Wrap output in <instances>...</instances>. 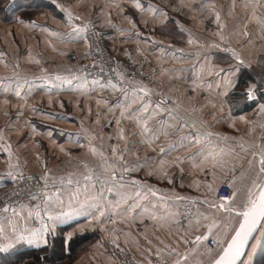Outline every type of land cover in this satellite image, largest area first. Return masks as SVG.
Here are the masks:
<instances>
[{"label":"crops","instance_id":"obj_1","mask_svg":"<svg viewBox=\"0 0 264 264\" xmlns=\"http://www.w3.org/2000/svg\"><path fill=\"white\" fill-rule=\"evenodd\" d=\"M46 1L50 7L28 21L0 25V183L29 171L38 173L44 185L42 177L48 173L47 187L38 195L0 212L4 230L0 244L9 245L0 253L37 248L20 237L41 228L43 221L49 228L47 242L63 228L66 242L85 231L97 232L72 264H117L111 243L132 252L142 264L150 255L174 264L178 255H169L172 249L187 256L182 264H210L237 226L234 214L211 207L218 205L215 191L229 179L233 192L240 187L243 195L230 203L240 204L258 178V157L251 153L264 150V114L258 97L248 110L245 101L241 108L231 104L244 91L238 88L244 80L240 73L256 65V49L264 40V0ZM77 26L82 29L80 36L70 37ZM91 35L99 37L112 54L142 64L159 81V88L131 80L114 89L111 83L88 78L79 65L88 56ZM57 75L76 79L60 85L54 81ZM18 78L20 97L15 95ZM143 105L147 112L138 111ZM25 113L34 115L35 128L36 119L39 124L78 131L76 137L40 134L51 147L47 154L32 149L18 156L7 152L17 144L7 131L29 128V118L22 117ZM145 124L148 133L142 131ZM197 133L211 135L188 146ZM185 136L188 139L181 143ZM22 143L31 144L28 139ZM249 161H254L251 167ZM91 162L100 167H87ZM78 166L98 171L91 173L90 181L84 179L85 171L73 173L77 182L67 183L69 171ZM125 167L130 170L125 172ZM102 180L108 188H103ZM97 188L108 189L109 203H99L100 208L87 213L77 211ZM134 203L137 206L126 212ZM184 211L188 216L183 218ZM46 212L62 214L63 219L53 223ZM213 220L216 227L208 238L220 241L214 251H209L206 240L193 246L184 243L208 233Z\"/></svg>","mask_w":264,"mask_h":264},{"label":"snow or ice","instance_id":"obj_2","mask_svg":"<svg viewBox=\"0 0 264 264\" xmlns=\"http://www.w3.org/2000/svg\"><path fill=\"white\" fill-rule=\"evenodd\" d=\"M136 9L141 8V4L139 2L135 3ZM151 10V7L150 9ZM68 22L71 23L73 20L72 14L69 12L67 15ZM217 20H219V15L216 17ZM84 28H87V25L84 26ZM122 31V30H121ZM82 32V29L77 26L72 33L69 34L70 37H78L80 36ZM191 43V40L189 41ZM218 46V45H217ZM234 57L238 60L240 64H243L244 61L239 58L238 55L233 53ZM38 62V61H37ZM73 79H76L75 76H60L57 75L54 78L55 82H58L60 85L64 84H71ZM27 82V81H25ZM112 88H116V84H111L110 85ZM21 84L19 82V78L17 80V86H16V91L15 95L17 97L21 96V91H20ZM261 88H264V84H257L255 81L249 86H247V91H246V98L249 101H253L256 99L257 96V91ZM141 91H145L144 89H141ZM157 108H159V105H157ZM148 106L143 105L138 111H143L147 112ZM259 111L260 113L264 114V103L259 104ZM124 115V112H121V116ZM134 114H130L129 118H132ZM178 119V118H177ZM243 119V117H241ZM119 123V121H117ZM183 126H187L186 124H182ZM123 131V130H121ZM142 131L144 133H148L149 129L147 125L145 124ZM211 134L208 133H197L190 141L188 146H192L194 144H199L201 143L202 139H208V137ZM123 139V135L120 137ZM188 137H181V143L183 141L187 140ZM93 153H95V149H92ZM117 152V149H113V155H115ZM164 152V149L161 148V153ZM201 152H203V149H201ZM254 158L258 157V162L259 168H258V178L254 179L252 181L251 186L247 189L245 198L241 201L240 204H235V203H230V201H234L236 197V192L234 191L232 193L231 197H221L219 198L222 202L219 203L218 205L213 203L211 207L213 208H219L223 209L225 212H227L230 216L235 215L237 225L232 228V234H229L228 237L225 238L224 243L221 245L219 251L216 253L215 256H212L210 259V264H251V257L252 253L248 252L247 253V258L245 259V254H246V248L248 247L250 240L253 238L254 232L257 230L258 226L264 229V150L261 152H252L251 153ZM120 160H123V155L119 157ZM254 161H249L250 167L253 165ZM108 168H113V165H108ZM125 172L129 171L130 169L125 167L123 169ZM11 175V173L9 174ZM47 177L48 173L45 172L44 176L42 179L45 181L44 187H47ZM15 179V177H13ZM84 179L86 181L92 180V174L89 173L88 175H85ZM112 179L115 181L116 177L113 172V177ZM61 183H64L63 178H61ZM101 183H107L106 180L100 181ZM171 182V181H170ZM67 183L71 184L72 180L68 179ZM115 186V185H113ZM231 186V185H230ZM85 188H87V184L85 185ZM77 189L79 190V183H77ZM155 195V192L152 193ZM140 193L137 192V196H139ZM162 199V198H161ZM58 203H62L61 201L57 200ZM137 205L134 203L129 206L128 209H125L126 212H130L132 208H135ZM100 208L101 205L99 203L96 204H89L87 201L81 203L80 208L77 211H81L84 213H87L90 208ZM116 207H119V204L116 205ZM8 208L5 206L4 211H7ZM115 211V208L113 209ZM40 213L37 212L36 215H39ZM47 215L48 220L53 221V223L62 221L63 215H57L54 216L50 212L45 213ZM29 216H32L33 213L29 211L28 213ZM100 215H104V212L101 211ZM207 218V217H205ZM42 227L33 231H29L28 234L21 235L20 239L21 240H26L28 244L36 245L37 247L43 243H47L46 236L48 234L49 228L46 223L41 221ZM216 227V222L215 220L212 221V223L209 225L208 233L204 235H197L194 238V241L190 240H184L185 244H191V243H199L201 241L207 240L208 236L212 233V229ZM3 228H0V233H3ZM217 244H220L219 240L214 241ZM9 245L7 244H0V251H7ZM252 247L255 248V244H252ZM176 254L178 255V259L174 262V264H182V261L187 260V256H179L178 253H176L175 249L170 250L169 255Z\"/></svg>","mask_w":264,"mask_h":264},{"label":"built area","instance_id":"obj_3","mask_svg":"<svg viewBox=\"0 0 264 264\" xmlns=\"http://www.w3.org/2000/svg\"><path fill=\"white\" fill-rule=\"evenodd\" d=\"M88 78L99 80L104 84H116L118 88H124L131 80L138 81L143 84L152 78L144 69L128 60L109 53L104 47V43L97 37L90 40V57L86 61ZM156 85V82L153 81ZM149 86V85H148ZM151 87V86H149ZM229 179H224L217 187L214 199L216 203H221V197H231L233 189ZM43 183L33 175H23L15 179L8 180L3 187L0 188V212L7 208L27 203L34 196L41 192ZM231 202V201H230ZM183 218L188 216V212H183ZM186 240L194 241V238ZM213 238H208L205 242L210 252L217 248ZM194 243L187 244L193 246ZM110 252L117 264H142L138 258L129 250L115 244L109 245ZM146 264H166L165 260L160 256L150 255Z\"/></svg>","mask_w":264,"mask_h":264},{"label":"rangeland","instance_id":"obj_4","mask_svg":"<svg viewBox=\"0 0 264 264\" xmlns=\"http://www.w3.org/2000/svg\"><path fill=\"white\" fill-rule=\"evenodd\" d=\"M30 1H32V0H27V3L30 2ZM4 2H5L4 0H0V7H2V5L4 4ZM23 5H26V4H24V2H23ZM40 9L41 8H32V9L23 8L22 11H21V13H24L25 15H27V16L30 17L33 13L38 12ZM10 13H13V10H11V12H9V13L6 14V17H8V18L10 17L9 20L3 19V17H2L3 16L2 15V11L0 10V25H6V26L7 25H11V24L13 25L16 22V20L12 19L13 18L12 17L13 14H10ZM7 21H9V22H7ZM92 38H95V36L91 35L87 39V48H88L87 49V52H88V56L79 65L80 66V70L82 71L83 74H87V69H86V64L85 63H86V61L90 57V40ZM97 38H99V37H97ZM263 39H264V37H263ZM262 41L263 42H261V45L259 47V50L256 49V54H255V60L257 61L256 62V65L254 67L252 66V67H246L245 68V71L246 72H248V70H249L253 74L252 77H254L255 82L257 84H264V40H262ZM104 47L106 48V50L109 53H111L110 50L107 49L105 43H104ZM112 55H114V54H112ZM115 56H117V55H115ZM117 57H119V56H117ZM119 58L120 59H124V58H121V57H119ZM132 63H134V62H132ZM134 64L141 66L144 69V71L152 77L147 82V84L149 86H151V88H155V89L159 88L160 83L156 79V77H154L153 75H151L150 73H148V71L146 70V68L142 64H137V63H134ZM153 81L156 82V85L153 83ZM252 83L253 82H250L247 86L251 85ZM261 89H259L257 91V93L260 92ZM246 90H247V87H246ZM241 95L242 96H238V97L233 98L231 100V104L236 103V106L238 105L241 108L243 106V101L246 100L244 93L241 94ZM258 102L264 103V96H259ZM0 107H2L1 104H0ZM20 116L21 115H19V114L17 115L18 119H19ZM11 117H13V115H11ZM22 117L23 118H25V117H28L29 118L28 119L29 120V128L23 126L22 127V130H20L19 128H14L12 130L7 131V132H9V133H7V135L10 137V139H15V141L17 143V144H14L13 146H11L12 149H11V147H7V149H9V148L11 149V151L8 150L7 152H13L15 155H17V154L20 155L21 151L23 152L26 149H32V150H35V151H37L39 153L47 154L50 151L51 147L47 144V142L45 140H41L40 137H42V136H48V137H52L54 139H59L61 137L72 139V138H75L76 137L75 134L78 132V131H67L65 129L62 130L59 127L54 128V127H51L52 124H49V123H41V124H39V122L36 119L34 121V124L37 125V127L35 128L31 124V121L34 118V115L33 114L25 113L24 115H22ZM15 125L16 126H19V122L17 124H15ZM0 127H1V124H0ZM105 132L108 133V130L107 131H104V133ZM40 134L42 136H40ZM31 138L33 139L32 141L30 140ZM25 139H28L29 143H31V144H28V145L24 146V144L22 142ZM37 141H41L42 144L41 145H37ZM85 157H89V156H85ZM11 158L13 159V156H11ZM78 164H81V163H78ZM70 165L71 166L74 165V162L72 160H70ZM86 165H87V167L88 166L100 167L99 164H96L94 162L87 163ZM87 167H86L85 170H83L80 166H78L75 169H71L69 171V173H70L69 179L72 180V183H76L77 182V179H78V177H74L73 176V173L81 174L82 172L85 171L86 172V175H88L89 173H94V172H97L98 171L97 169L96 170H91V169H88ZM28 172L19 174L18 176H15V178L16 177H19V176H23V175H33V176H36V174H38L36 172L35 173H33V172H29L28 173ZM7 179L8 180H11L13 178L12 177H9ZM37 179L39 181H41L40 178H37ZM8 180L5 179L3 182L1 181L0 188L3 187V185H5ZM81 186H83V185L81 184ZM102 186H103V188L104 187L105 188H108V185L105 184V183L102 184ZM103 188H100V189L97 188L96 193H93L90 196L91 198L87 199L86 201L88 203L89 202L109 203V200H108V196H109L108 189H103ZM245 190H246V188H245ZM236 194H237L236 195V198H238L239 200H241L243 198V195L241 193V188L240 187H239V189H238V191H237ZM93 233L94 232H92V231L91 232L90 231H85L83 234L90 235V234H93ZM95 233L97 234L96 231H95ZM90 239H92V237H90ZM263 239H264V229H262L261 227H259V230H258L255 238L251 242V244H250V246L248 248V251H247V253L248 252H251L252 253L251 264L253 262V259H254L255 255H256L259 247L262 244ZM252 244H255V248L252 247ZM244 258L246 259L247 258V255ZM263 264H264V261H263Z\"/></svg>","mask_w":264,"mask_h":264},{"label":"trees","instance_id":"obj_5","mask_svg":"<svg viewBox=\"0 0 264 264\" xmlns=\"http://www.w3.org/2000/svg\"><path fill=\"white\" fill-rule=\"evenodd\" d=\"M4 4L0 7L2 11L3 19L9 20L6 17V14L13 10V18L14 20H23L28 21L30 17L21 13L23 8H41L40 10H46L50 7V3L46 0H32L27 3V0H4ZM24 4L26 5H23ZM16 10V11H15ZM39 10V11H40ZM9 22V21H7ZM243 76V81L239 82V90H244L243 93L246 98V87L250 82L255 81L254 77H252V73L248 70H245L240 73ZM235 93H237L235 91ZM242 93V94H243ZM264 96V88L257 93V97ZM245 100V110L251 108L254 101L246 102ZM37 177V176H36ZM39 178V177H37ZM66 228L59 229V231L50 236L48 242L43 247L30 248L23 247L17 249L15 252H7L0 253V264H72L76 258L86 249V247L93 242L94 239L98 237V234L95 232L93 234H82L75 235L68 242L65 241L64 231ZM92 237V239H90ZM94 237V238H93ZM248 251V250H247ZM247 255V252L245 256ZM264 261V239L262 241L261 246L259 247L252 264H263Z\"/></svg>","mask_w":264,"mask_h":264},{"label":"water","instance_id":"obj_6","mask_svg":"<svg viewBox=\"0 0 264 264\" xmlns=\"http://www.w3.org/2000/svg\"><path fill=\"white\" fill-rule=\"evenodd\" d=\"M247 100H248V99H247ZM248 101H249V100H248ZM237 226H238V225H237ZM258 230H259V226H258L257 230L254 232V234H253V238L250 240V243H249L248 247L246 248V252H247V250H248V248H249V246H250L251 242H252V241H253V239L255 238V236H256V234H257Z\"/></svg>","mask_w":264,"mask_h":264}]
</instances>
